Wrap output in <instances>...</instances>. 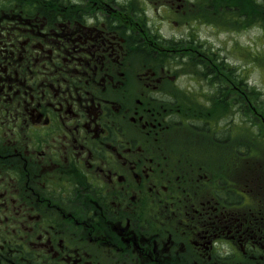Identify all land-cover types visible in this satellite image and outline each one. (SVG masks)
Wrapping results in <instances>:
<instances>
[{"label": "flooded vegetation", "instance_id": "af4514ba", "mask_svg": "<svg viewBox=\"0 0 264 264\" xmlns=\"http://www.w3.org/2000/svg\"><path fill=\"white\" fill-rule=\"evenodd\" d=\"M199 6L0 0V264H264V159L224 138L241 84L171 74L162 24Z\"/></svg>", "mask_w": 264, "mask_h": 264}, {"label": "rangeland", "instance_id": "374dc122", "mask_svg": "<svg viewBox=\"0 0 264 264\" xmlns=\"http://www.w3.org/2000/svg\"><path fill=\"white\" fill-rule=\"evenodd\" d=\"M196 1L200 6L195 9L197 13L193 15V20L186 23V19L181 18L178 23L162 24L165 36L169 38L173 34L175 39H179L176 46L182 50L177 53L182 55H175L181 63L175 65L177 69L171 74L176 75L177 79H191L190 76L194 75L209 80L216 75L224 80H238L240 84L242 79L248 80L250 88L261 92L262 102L256 103V98L247 93V85L244 84L246 89L240 88L233 116L230 114L234 108L233 97H238V94H235L233 87H226L223 96L229 115L225 118L224 138L233 139L232 129L239 124L242 144L252 143L264 148V12L258 15L253 0ZM232 3L237 7L234 13L229 9ZM257 3L264 6V0ZM220 5L225 8L217 9ZM249 15L251 18L243 20V24L239 20L238 23L229 24L234 18L242 19ZM219 18L225 22V27L222 20H217ZM196 27L201 29L191 30ZM189 50H200L204 57ZM171 60L168 59L166 63L170 64ZM239 68H242V74ZM243 101L247 105L245 110Z\"/></svg>", "mask_w": 264, "mask_h": 264}, {"label": "trees", "instance_id": "16d2710c", "mask_svg": "<svg viewBox=\"0 0 264 264\" xmlns=\"http://www.w3.org/2000/svg\"><path fill=\"white\" fill-rule=\"evenodd\" d=\"M255 3H256V7H257V10H258V15L260 14V12L261 13H263L264 12V6H261V5H257L258 3H257V1L258 0H253ZM227 7V6H226ZM235 7V8H234ZM247 7H248V5H247ZM225 8V6H219L217 9H224ZM237 7H236V4H234L233 5V3L232 4H230L229 5V9H231L232 11H233V13H234V9H236ZM262 9V10H261ZM251 18V16L249 15V16H243L242 17V19H236V18H234L233 19V21L232 20H230V22H229V24H235L236 22L238 23L239 21H240V24H243V20H249ZM217 20H222V19H217ZM239 20V21H238ZM222 22H223V20H222ZM259 23V22H258ZM223 25H224V27H225V22H223ZM242 69V68H241ZM241 69L239 68L238 69V71L242 74V71H241ZM233 76H234V74H233ZM216 78L218 79V80H223V79H220L218 76H216ZM248 83H249V81L248 80H241V87L245 90L246 89V86L244 85V84H246L247 85V93L248 94H251L253 97H255L256 98V103H259V102H262V98H261V96H262V94H261V92H259V91H256L255 92V90L253 89V88H250L249 87V85H248ZM227 86V85H226ZM220 105V103L219 102H213L212 104H211V109L209 110V111H211V112H214V111H216L217 110V108H218V106ZM242 106H243V110H245V107H247V105H246V103H245V101H243L242 102ZM233 117V116H232ZM244 129V128H243ZM186 139H189L188 141H184V139H183V144H180L181 146H194V144L195 143H197V140H196V137H197V134L195 133V132H191L190 133V136H184Z\"/></svg>", "mask_w": 264, "mask_h": 264}]
</instances>
